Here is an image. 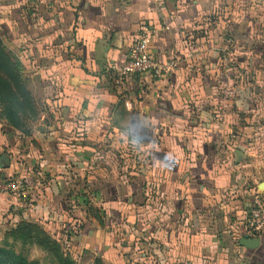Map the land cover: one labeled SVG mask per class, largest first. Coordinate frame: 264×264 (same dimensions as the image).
<instances>
[{
  "label": "crops",
  "instance_id": "obj_1",
  "mask_svg": "<svg viewBox=\"0 0 264 264\" xmlns=\"http://www.w3.org/2000/svg\"><path fill=\"white\" fill-rule=\"evenodd\" d=\"M143 28L158 63L174 66L130 77L120 94L111 67ZM0 37L22 51L39 111L28 134L0 121V172L23 179L31 206L0 193V239L20 222L68 224L66 184L84 182L101 208L84 211L73 244L80 254L127 264L137 236L156 264H264V232L246 227L264 196V0H0ZM233 54L226 66L248 76L254 99L226 102L247 117L224 110L211 121L208 97L225 85L219 77ZM244 238L257 245L242 246Z\"/></svg>",
  "mask_w": 264,
  "mask_h": 264
},
{
  "label": "rangeland",
  "instance_id": "obj_2",
  "mask_svg": "<svg viewBox=\"0 0 264 264\" xmlns=\"http://www.w3.org/2000/svg\"><path fill=\"white\" fill-rule=\"evenodd\" d=\"M246 41L247 40L243 41L242 44L247 45ZM242 44H241V47H242ZM262 48H264V47L262 46ZM6 50H7V48H6ZM232 51H234V50L232 49L231 52ZM8 52L11 53V55L14 57V59L17 62H19L23 68L22 51H14V49L13 50L11 49ZM231 52H230V54H231ZM234 55L235 54L228 56V58L226 60H224L223 65H225V67L222 69V72H221V74L223 76H222V78L219 77V79H220V81H222V79L224 78V80H225L224 84L225 85H222V83H221L219 86L220 88L216 87L215 90H212L211 96L208 97V99L212 98L211 102L213 103V104L210 103V106H209L210 112H211V113L209 112L211 114L210 115L211 117L209 119L211 121H218L219 116H221V112L224 110L226 111L227 115H229V116H231L232 113L234 112V114L238 115L239 118H242V119L244 118L243 116H240L241 114L245 115L247 117V115H248L247 113L246 114L242 113V111H244L243 108L232 112L233 106L226 104V102H227V100L238 95V100H240V102H237V103H240L241 106L242 105L246 106L249 99H250V101L252 99H254V98H252V92L250 90L252 87L247 86V83L245 82V81H247L248 76L245 74H238L235 71L228 69V66H226L227 63H230L231 61L234 63V60L232 59V57ZM21 75H22V71H21ZM236 86H239L240 89H238L237 91L233 90V92H232V88L236 87ZM236 88H238V87H236ZM215 95H216V99L213 98V97H215ZM260 97H261V95H260ZM218 100L221 103L225 102L226 105L225 104L222 105L221 103H218ZM244 106H242V107H244ZM237 107H239V106H237ZM246 112L251 113V111L250 112L246 111ZM209 113H207V114H209ZM250 115H251V117H253L257 114L253 112V114H250ZM256 117H258V116H256ZM230 121H231V118H230ZM244 122H247V120ZM254 124L256 125L255 130L251 129V126L249 128V130L252 131V134L261 133V131L264 129L263 123L261 124V122H260V124H259V120H257V123H254ZM245 127H246V124H245ZM133 167L134 166H132V165L129 166V170H128V171H130V176H128L129 179L128 178L124 179L129 184L132 181L131 175L137 173L136 171H134L135 169ZM68 175H70V174H68ZM11 177H13V176H11ZM13 178L22 181L24 189H25L23 179L15 178V177H13ZM67 183H68V181H67ZM66 185H68L66 188V194H65V195L68 194L67 199H66L67 218L69 219L68 224L65 223L62 226H60V228L46 229L45 225L38 222V221H35L33 223L32 222H27V223H31L32 225L40 227L43 230V232H45V235L47 237H49L50 240L58 247L59 254L63 258L69 259L73 264H95L96 259L100 260L101 264H107L103 257H91V258H89L83 254L78 253L76 251V247L73 245L76 242L77 234H78L79 230L83 227L85 220L87 219V217L84 216V213L85 212L91 213L92 210H95L93 205L95 207H97V204L100 201H98V202L96 201L97 204H93V201L91 200V197L94 196L93 195L94 194L93 188L89 185L86 186L84 182L80 183L75 188H72L70 182ZM144 190H145L144 193L146 195L145 196L146 197V202H145L146 205L148 207L155 206L154 200L152 199L154 192H155L153 186L151 184H149L148 186L145 187ZM71 191L73 192L72 194H70ZM94 198H95V196H94ZM91 203H92V206H91ZM98 206L101 208V204H98ZM151 228L152 227H148V228L146 227L143 232L144 233H151V231H152ZM4 236H5V234L0 239V245L5 240ZM148 237H150V236H147V235L143 236V238H145V240H148L149 239ZM150 240L152 241L153 238H150ZM120 241L121 240L119 239V241L117 242V243H119V247L121 246ZM6 242L9 244H12L11 248L15 253L21 254L23 257H25L29 261H35V262H37V264H59L55 255L53 254V252H51L47 249H44L41 246H38L35 242H31V243L26 242L25 244H22L20 239L12 241L11 238H7ZM127 251H128L127 252L128 255H129L128 256L129 261L127 262V264H143V263H146L148 260H149L148 261L149 264H156L155 259H153V257H155V256L153 255L154 253L152 254L151 243L143 245L139 241V237H137V236H133L132 239L128 242Z\"/></svg>",
  "mask_w": 264,
  "mask_h": 264
},
{
  "label": "trees",
  "instance_id": "obj_3",
  "mask_svg": "<svg viewBox=\"0 0 264 264\" xmlns=\"http://www.w3.org/2000/svg\"><path fill=\"white\" fill-rule=\"evenodd\" d=\"M21 71V64L6 50L0 37V120L9 128L28 134V125L37 120L39 111L26 81L22 78ZM258 96L255 95V100ZM127 152L125 159L136 163V153L131 150ZM4 234L5 240L0 245V264H37L15 253L11 248L12 244L6 242L7 238H11L12 241L20 239L22 244L35 242L38 246L53 252L59 264H73L59 254L58 247L38 226L20 222ZM95 264H101L100 260L96 259Z\"/></svg>",
  "mask_w": 264,
  "mask_h": 264
},
{
  "label": "built area",
  "instance_id": "obj_4",
  "mask_svg": "<svg viewBox=\"0 0 264 264\" xmlns=\"http://www.w3.org/2000/svg\"><path fill=\"white\" fill-rule=\"evenodd\" d=\"M150 36V31L143 28L137 40L131 45L126 59L118 67H111L115 86L119 89L120 94L124 91L125 83L130 77L145 73L162 77L174 66L172 61L167 66L158 63L150 48ZM0 193L8 194L16 201H20L23 207H31L30 203L26 201L22 181L1 172ZM246 227L250 233L255 235L264 232V196L254 198L253 205L247 215Z\"/></svg>",
  "mask_w": 264,
  "mask_h": 264
},
{
  "label": "water",
  "instance_id": "obj_5",
  "mask_svg": "<svg viewBox=\"0 0 264 264\" xmlns=\"http://www.w3.org/2000/svg\"><path fill=\"white\" fill-rule=\"evenodd\" d=\"M257 240L256 239H248V238H244L243 240H241V245L244 247H255V245H257Z\"/></svg>",
  "mask_w": 264,
  "mask_h": 264
}]
</instances>
